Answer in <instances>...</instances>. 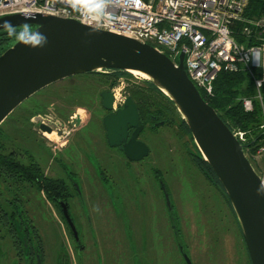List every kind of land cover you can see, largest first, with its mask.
Masks as SVG:
<instances>
[{
	"label": "rangeland",
	"instance_id": "rangeland-1",
	"mask_svg": "<svg viewBox=\"0 0 264 264\" xmlns=\"http://www.w3.org/2000/svg\"><path fill=\"white\" fill-rule=\"evenodd\" d=\"M103 71L111 73L110 70ZM131 75L132 77H122L117 82V102L125 95L123 90L142 84L140 76ZM106 85L98 82L96 75L81 73L38 90L22 101L0 124L5 146L2 150L16 149L24 156L27 152L33 153L35 161L46 167V151L58 147L54 141L61 143L70 137L66 153L73 152L76 154V161L81 163L82 158L77 151L80 147L85 156L93 159V155L89 154L92 150H86L88 145L80 138L87 137L88 142H91L93 131L95 134L99 133V129L95 127V120L102 114L98 93ZM35 116L54 122L63 128L65 134L70 128L73 130L68 121L71 118L81 117L84 126L76 130L74 135L73 132L68 137L58 139L55 131L43 132L42 135L38 131V122L33 118ZM180 128L179 122H175L173 126L162 124L154 131L146 130L141 135L151 148L145 161H156L165 175L171 210L156 185H153L151 193H148L149 188L140 191L137 201L127 208L119 200L115 201L114 206L111 205L100 194L93 198L85 196L84 201H79V206L83 210L84 204L86 205V214L91 218L98 241L106 237L103 242H110L105 255L114 258L113 264H185L178 242L183 244L193 264H248L246 246L237 218L220 190L207 180L191 160L188 152L194 153L195 150L192 136L185 131L179 133ZM259 164L264 166L263 157ZM85 171L83 192L89 194L93 192V175L91 170ZM0 178L3 179L1 176ZM12 184V180L3 179L0 182V200L9 196L5 189ZM97 189L101 192L100 186ZM23 190H27L31 197L35 193L28 185H23ZM41 215L44 221L51 222L45 212ZM40 234L45 239L46 262L53 264L58 255L56 235L51 231H41ZM61 234L62 240L70 249L72 244H69L66 233L62 231ZM85 238L87 242H91L93 261L99 264L100 260L97 259L101 254L94 244L91 229H86ZM8 246L0 239V264H6L10 261L9 258H15ZM86 253L85 264H93L90 255ZM70 256L69 264H75L72 249Z\"/></svg>",
	"mask_w": 264,
	"mask_h": 264
},
{
	"label": "water",
	"instance_id": "water-1",
	"mask_svg": "<svg viewBox=\"0 0 264 264\" xmlns=\"http://www.w3.org/2000/svg\"><path fill=\"white\" fill-rule=\"evenodd\" d=\"M20 26L32 28L0 54V124L26 98L66 77L116 69L145 74L147 78L142 80L152 82L172 101L202 157L216 174L217 187L237 218L250 263L264 264V186L258 167L234 131L190 80L182 53L175 66L164 52L151 44L72 18L38 13L28 17L19 13L0 16V30ZM102 98L103 107L111 110V93L102 92ZM138 117L130 96L122 108L105 115L103 126L109 144L119 143L114 140L119 136L126 138L128 126L136 125ZM34 120L38 122L39 131L62 134L54 122L41 116H35ZM73 121L78 123L79 116ZM136 132L137 128L123 146L130 158H140L148 152V146L135 139ZM133 149H137L134 155ZM161 186L171 210L170 196L163 181ZM65 215L77 237L74 224ZM174 230L177 234L176 226ZM178 245L185 263L192 264L183 244L178 242Z\"/></svg>",
	"mask_w": 264,
	"mask_h": 264
},
{
	"label": "flooded vegetation",
	"instance_id": "flooded-vegetation-1",
	"mask_svg": "<svg viewBox=\"0 0 264 264\" xmlns=\"http://www.w3.org/2000/svg\"><path fill=\"white\" fill-rule=\"evenodd\" d=\"M104 91L111 93V110L103 107L102 92ZM123 91L125 95L118 102L117 83L112 86L106 85L98 93L99 108L102 114L95 120V127L99 129V133L95 134L93 131V141L91 142H88L87 137L82 136L80 138L88 145L86 150H92L89 151V154L93 155V159L85 156L79 147L77 151L80 158H82V162L78 163L76 161V154L70 153V151L68 153L65 152L70 137L61 143H58L57 140L54 142L58 147L55 150L46 151L47 161L44 164L46 167H42L37 162L44 178H33L32 175L28 177L27 172L19 171L20 166H33V160H35L33 153L27 152L24 156L19 150L12 149L9 151L11 157L14 159L13 165L16 179L12 180L14 182L12 186H7L5 189V191H8L9 196H4L0 200V239L3 240L5 246L9 245L8 247L12 250L15 258H9L11 262H6V264H37L38 262L39 264H47L45 239L41 236V231H51L56 235L58 240V255L53 260V264H69L71 261L70 249L73 250L75 264H85L84 257L86 252L93 261V252L90 249L91 242H87V238H85L87 228L91 229L94 244L100 250L101 257L97 259L100 260L99 264H113L114 258H108L105 255L106 250H109L110 242H103L106 237H103L102 241H98L91 218L89 214H86L88 212L86 205L84 204L83 210H81L79 201H84L85 196L93 198L100 194L111 205L114 206L115 201L119 200L127 208L132 202L135 203L137 201L140 191L149 188L148 193H151L153 185L159 188L164 197L161 181L164 182L167 188L165 175L159 166L160 164L157 165L155 163L156 161H145V158L151 153V148L141 138V135L146 130L154 131L160 126L157 123L164 120L160 119L158 114L152 112L148 113L146 117L142 106L139 105L140 101L132 97L129 89ZM139 91L141 96L144 95L142 88ZM128 96L132 98L137 107L139 115L137 124L128 126L126 138L119 136L114 139L115 142L119 143L110 145L103 126V118L111 111L122 108ZM80 118L78 123L73 121L74 118L68 120L71 126H73V130L70 128L66 134L63 128L58 127L56 124V128L62 130V134L58 135V139L68 137L73 132L74 135L76 130L82 129L84 125H82ZM136 128L135 139L144 142L148 146V152L140 158H130L125 154L123 146L129 142ZM136 150H132L133 155ZM85 170H91L90 173L93 175V182H91L93 184V192L89 194H84L83 192L82 184L86 178ZM3 179L0 178V182H3ZM23 185H28L31 189L35 190L32 197L27 193V190H23ZM98 186L101 187V192L97 189ZM30 202L31 204H29ZM42 212H45L47 217L51 219L50 223L44 221L41 215ZM65 213L74 224L77 237L74 235L71 223ZM62 231L66 233L69 244H72L70 249L66 242L63 241L64 239L62 240ZM19 258L21 259L19 260ZM93 264L96 263L93 261ZM116 264H119V262H116Z\"/></svg>",
	"mask_w": 264,
	"mask_h": 264
},
{
	"label": "built area",
	"instance_id": "built-area-1",
	"mask_svg": "<svg viewBox=\"0 0 264 264\" xmlns=\"http://www.w3.org/2000/svg\"><path fill=\"white\" fill-rule=\"evenodd\" d=\"M248 0H0V16L54 15L134 38L164 52L184 69L198 89L212 96L217 74L243 71L254 83V96L241 97L245 111L261 106L262 137L253 151L262 185L264 166V108L259 87L264 81V13L245 16ZM237 36L242 39L238 40ZM248 132L235 130L240 142Z\"/></svg>",
	"mask_w": 264,
	"mask_h": 264
},
{
	"label": "trees",
	"instance_id": "trees-1",
	"mask_svg": "<svg viewBox=\"0 0 264 264\" xmlns=\"http://www.w3.org/2000/svg\"><path fill=\"white\" fill-rule=\"evenodd\" d=\"M262 13H264V0H248V6L245 9V16H259ZM31 28L32 27L30 26H20L1 29L0 54L21 36L30 31ZM237 38L238 40L242 41V39L238 36ZM110 71L111 73L92 71L85 72L83 74L96 75L98 82L106 83L109 86L115 85L122 77L126 79L132 77L131 73L127 71L117 69ZM141 88L144 90V95L142 96L139 91ZM129 90L132 94V97L135 100L140 101L139 105L142 106L144 115L146 117L150 112L156 113L160 119L164 120L163 125L173 126L175 122H179L180 127H182L179 129V133H183V131H185L186 133L190 134L185 121L181 118L180 113L177 111L172 101L152 82L148 80H142L141 85L137 84L134 86V88H129ZM199 92L202 98L216 110L220 118L232 131L241 130L248 132L246 134V142L241 143L244 145L245 151L246 148H249V150L253 151L256 147L255 145L262 137V132L259 130V124L261 123L263 117L261 106L258 100H254L253 109L251 111H245L240 100V97L255 95L256 89L249 74L243 71L228 72L222 70L217 74L215 80L213 81L212 96L206 95L201 89H199ZM259 92L261 94L264 108V81L259 87ZM155 94L160 97V100L156 98ZM2 138V130L0 127V176L7 180H14L16 179L13 165L14 159L11 157L9 151L2 150L5 148ZM193 144L195 148L194 153L191 151L188 152L191 160L198 167L200 172L203 173L207 180L213 183L218 189L217 184L219 183V180L216 174L209 165L208 161L202 157L200 150H198L194 142ZM36 165L37 162L33 160L32 167L30 165L27 167L20 166L19 171H24V173L27 172L28 177L32 175L33 178H44L38 165ZM248 264H251L249 256Z\"/></svg>",
	"mask_w": 264,
	"mask_h": 264
},
{
	"label": "bare ground",
	"instance_id": "bare-ground-1",
	"mask_svg": "<svg viewBox=\"0 0 264 264\" xmlns=\"http://www.w3.org/2000/svg\"><path fill=\"white\" fill-rule=\"evenodd\" d=\"M132 74L134 75H138L140 76L141 78H147L145 74L141 73V72H138V71H130Z\"/></svg>",
	"mask_w": 264,
	"mask_h": 264
}]
</instances>
